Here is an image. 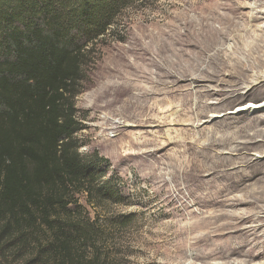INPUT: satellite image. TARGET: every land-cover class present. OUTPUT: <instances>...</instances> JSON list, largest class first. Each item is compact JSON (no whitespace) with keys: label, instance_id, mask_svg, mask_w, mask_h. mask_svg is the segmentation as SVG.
Instances as JSON below:
<instances>
[{"label":"rangeland","instance_id":"374dc122","mask_svg":"<svg viewBox=\"0 0 264 264\" xmlns=\"http://www.w3.org/2000/svg\"><path fill=\"white\" fill-rule=\"evenodd\" d=\"M81 91L79 153L107 161L110 212L133 218L112 264H264V0H145Z\"/></svg>","mask_w":264,"mask_h":264},{"label":"trees","instance_id":"16d2710c","mask_svg":"<svg viewBox=\"0 0 264 264\" xmlns=\"http://www.w3.org/2000/svg\"><path fill=\"white\" fill-rule=\"evenodd\" d=\"M143 1L0 0V258L11 264L115 261L113 232L133 218L110 212L123 187L107 161L79 153L75 100L91 51Z\"/></svg>","mask_w":264,"mask_h":264},{"label":"bare ground","instance_id":"6f19581e","mask_svg":"<svg viewBox=\"0 0 264 264\" xmlns=\"http://www.w3.org/2000/svg\"><path fill=\"white\" fill-rule=\"evenodd\" d=\"M261 80H262V78H257V79H255L256 83H257V82L259 83ZM254 105L256 106V104H254ZM255 106H254V107H255ZM252 107H253V105L250 107V110L252 109Z\"/></svg>","mask_w":264,"mask_h":264}]
</instances>
